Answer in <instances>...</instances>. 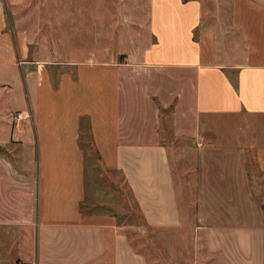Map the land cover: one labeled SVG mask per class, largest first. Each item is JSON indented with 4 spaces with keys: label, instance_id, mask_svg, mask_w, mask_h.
<instances>
[{
    "label": "crops",
    "instance_id": "1",
    "mask_svg": "<svg viewBox=\"0 0 264 264\" xmlns=\"http://www.w3.org/2000/svg\"><path fill=\"white\" fill-rule=\"evenodd\" d=\"M148 9L137 58L59 62L29 58L27 44L21 59L13 45L0 49V264L13 226L25 233L16 264H150L116 215L88 207L82 139L121 175L147 226L183 229L192 197L208 257L264 264V0ZM167 133L195 142L192 166L177 154L174 163Z\"/></svg>",
    "mask_w": 264,
    "mask_h": 264
},
{
    "label": "rangeland",
    "instance_id": "2",
    "mask_svg": "<svg viewBox=\"0 0 264 264\" xmlns=\"http://www.w3.org/2000/svg\"><path fill=\"white\" fill-rule=\"evenodd\" d=\"M0 13V49L13 45L17 59L22 58L20 46L22 50L27 44L29 58L123 61L139 57L140 49L148 44V0H0ZM3 103L1 98L0 116L5 112ZM20 113L12 112L14 127ZM2 120L0 117V126ZM165 137L174 163L176 154L187 167L195 163L194 141L177 140L169 133ZM87 146V175L93 179H89L88 207L116 215L120 231L126 233L135 250L147 256L150 264H219L217 257H208L203 237L198 234L192 197L186 200L189 222L183 229L150 228L121 175L105 172L93 147L90 143ZM16 151L12 149L10 156ZM252 164L250 160V174ZM186 179V189L189 182L194 186V175ZM178 188L183 202L180 178ZM5 231L7 241L2 239L1 246L7 264H16L25 233L22 237V231L15 226Z\"/></svg>",
    "mask_w": 264,
    "mask_h": 264
},
{
    "label": "trees",
    "instance_id": "3",
    "mask_svg": "<svg viewBox=\"0 0 264 264\" xmlns=\"http://www.w3.org/2000/svg\"><path fill=\"white\" fill-rule=\"evenodd\" d=\"M87 145H88V142L82 139V146L86 150V152L88 151V146Z\"/></svg>",
    "mask_w": 264,
    "mask_h": 264
}]
</instances>
